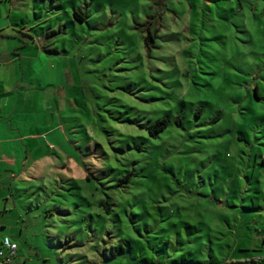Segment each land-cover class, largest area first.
Segmentation results:
<instances>
[{
	"label": "rangeland",
	"instance_id": "374dc122",
	"mask_svg": "<svg viewBox=\"0 0 264 264\" xmlns=\"http://www.w3.org/2000/svg\"><path fill=\"white\" fill-rule=\"evenodd\" d=\"M28 2L60 53L50 79L66 94L68 139L62 160L12 181L18 210L5 219L27 222L20 252L264 264V0Z\"/></svg>",
	"mask_w": 264,
	"mask_h": 264
},
{
	"label": "crops",
	"instance_id": "0c3cea01",
	"mask_svg": "<svg viewBox=\"0 0 264 264\" xmlns=\"http://www.w3.org/2000/svg\"><path fill=\"white\" fill-rule=\"evenodd\" d=\"M34 18L28 0H0V246L4 236L16 243L12 264H35L36 258L49 262L33 250L20 252L16 240L27 222L19 214L5 219L6 211L18 210L14 200L8 204L19 191L12 181L36 178L40 167L62 160L56 149L65 147L68 139L66 94L50 79L52 60L60 53L48 40L50 28L39 27ZM261 164L264 167V161ZM85 264L99 262L89 259Z\"/></svg>",
	"mask_w": 264,
	"mask_h": 264
},
{
	"label": "trees",
	"instance_id": "16d2710c",
	"mask_svg": "<svg viewBox=\"0 0 264 264\" xmlns=\"http://www.w3.org/2000/svg\"><path fill=\"white\" fill-rule=\"evenodd\" d=\"M73 17L75 18V19H78L79 21H83V19H84V17H82L79 13H77V12H73ZM148 39H150V37L149 36H147L146 38H145V46H146V49H147V52H149L150 51V46H149V44H148ZM256 90H257V88L255 87V89H254V96H255V98L256 99H259L258 98V96H257V92H256ZM167 126V122L165 121V120H160V121H158L151 129H149V134L151 135V136H155L157 133H159L160 131H162L165 127ZM127 182V177H125V178H123L122 180H120V181H118L115 185H114V187H113V189H117V188H119L120 187V185L122 184V183H126ZM98 205L106 212V213H109V211H110V207H109V204L107 203V201L106 200H101V201H99V203H98ZM220 211H222V210H220ZM116 249V248H115ZM122 251V248L121 247H119V248H117L116 249V252H121Z\"/></svg>",
	"mask_w": 264,
	"mask_h": 264
},
{
	"label": "built area",
	"instance_id": "2783aa9c",
	"mask_svg": "<svg viewBox=\"0 0 264 264\" xmlns=\"http://www.w3.org/2000/svg\"><path fill=\"white\" fill-rule=\"evenodd\" d=\"M17 250V245L9 237L1 239L0 264H12ZM257 261L264 262V256L257 257Z\"/></svg>",
	"mask_w": 264,
	"mask_h": 264
}]
</instances>
